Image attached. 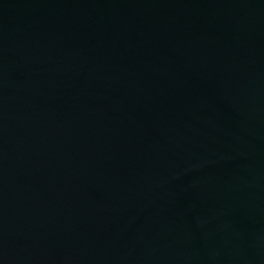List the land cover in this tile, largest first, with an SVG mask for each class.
Here are the masks:
<instances>
[{"label": "water", "instance_id": "95a60500", "mask_svg": "<svg viewBox=\"0 0 264 264\" xmlns=\"http://www.w3.org/2000/svg\"><path fill=\"white\" fill-rule=\"evenodd\" d=\"M0 264H264V0H0Z\"/></svg>", "mask_w": 264, "mask_h": 264}]
</instances>
